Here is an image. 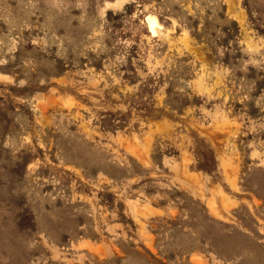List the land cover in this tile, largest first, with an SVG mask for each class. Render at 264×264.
Listing matches in <instances>:
<instances>
[{"label":"rangeland","instance_id":"374dc122","mask_svg":"<svg viewBox=\"0 0 264 264\" xmlns=\"http://www.w3.org/2000/svg\"><path fill=\"white\" fill-rule=\"evenodd\" d=\"M0 264H264V0H0Z\"/></svg>","mask_w":264,"mask_h":264},{"label":"bare ground","instance_id":"6f19581e","mask_svg":"<svg viewBox=\"0 0 264 264\" xmlns=\"http://www.w3.org/2000/svg\"><path fill=\"white\" fill-rule=\"evenodd\" d=\"M150 20H151V22H152L151 25L153 26V24H154V20H152V19H150Z\"/></svg>","mask_w":264,"mask_h":264}]
</instances>
